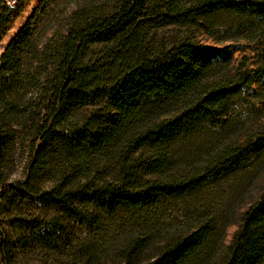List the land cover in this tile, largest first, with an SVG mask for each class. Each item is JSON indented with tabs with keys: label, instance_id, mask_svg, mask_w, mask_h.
Wrapping results in <instances>:
<instances>
[{
	"label": "trees",
	"instance_id": "trees-1",
	"mask_svg": "<svg viewBox=\"0 0 264 264\" xmlns=\"http://www.w3.org/2000/svg\"><path fill=\"white\" fill-rule=\"evenodd\" d=\"M20 1L9 4L0 0V38L17 18ZM116 1L110 13L72 24L53 46L56 53L52 64L45 63L38 71L36 98L43 120L37 130L38 144L32 148L30 173L47 166L48 151L54 145H60L67 155L83 163L82 182L65 187L62 182L56 183L42 196L67 217L88 225H93L101 213L112 215L125 208L139 210L157 197L184 194L211 175L212 170L206 167L201 171L192 169L184 178L154 177L164 173L169 147L179 136L194 124H222L224 117L220 114L232 94L253 76L264 75V0ZM221 10L253 21L251 30L259 38L258 63L248 72L223 77L208 72L217 58L224 57V47L187 40L173 42L165 50L144 46L147 32L155 25L192 22ZM30 20L0 55V81L3 78L4 87L16 80L18 45L28 43ZM90 43L101 45V50L88 52ZM261 88L264 89V78ZM145 95H157L158 107L172 106L170 114L153 116L151 111L158 107L144 112ZM101 100H106L104 112L95 109V102ZM79 106L91 109L82 118L73 119ZM12 109V103L5 101L0 119L3 112L10 113ZM1 146L0 135V151ZM263 146L264 133H257L243 144L224 148L207 164H236ZM109 149L114 152V170L99 174L93 160ZM1 183L0 172V208L11 191L3 189ZM141 234L136 232L128 239L121 253L128 258L136 254L145 245L146 235ZM212 234L209 222L200 223L163 244L156 258L147 264H197ZM83 246V264H99L93 248ZM0 264H13L12 246L1 229ZM215 264H264V189L242 213L239 228L224 249L220 263Z\"/></svg>",
	"mask_w": 264,
	"mask_h": 264
},
{
	"label": "rangeland",
	"instance_id": "rangeland-1",
	"mask_svg": "<svg viewBox=\"0 0 264 264\" xmlns=\"http://www.w3.org/2000/svg\"><path fill=\"white\" fill-rule=\"evenodd\" d=\"M116 2L21 0L17 18L0 38L1 55L31 19L28 43L18 45L20 63L16 80L9 87H4L3 78L0 81L1 98L4 99L0 101V111L5 101L12 103L14 108L10 113L3 112L0 119L1 184L3 189H11L8 199L1 203L0 229L12 246L13 264H83L84 244L93 248L99 264H147L156 258L163 244L204 222L211 224L213 234L197 264L220 263L224 249L240 226L242 213L264 189V146L258 153L248 154L236 164L227 163L221 167L207 164L224 148L243 144L257 133H264L262 74L253 76L232 94L229 105L220 114L224 117L222 124H194L169 147L164 173L154 177L174 175L184 178L192 169L201 171L210 167L212 170L211 175L202 178L190 191L157 197L139 210L125 208L112 215L101 213L93 225L67 217L42 196L44 190L56 183L62 182L65 187L82 182L85 165L67 155L60 145H54L49 148L47 166L30 173L32 148L38 144L35 141L37 130L43 120L36 98L38 71L45 63L52 64L56 53L53 46L72 24L110 13ZM252 26L250 19L221 10L214 15L199 16L192 22L155 25L147 32L144 46L165 50L173 42L187 40L224 47V57L217 58L208 72L222 77L245 73L258 63L259 38H255L257 33L251 30ZM87 47L91 53L102 48L96 43ZM39 64L41 68H38ZM159 99L157 95L143 96V111L157 108ZM171 107H158L151 113L155 117L168 116ZM105 108L106 100L95 102L96 110L104 112ZM90 109L79 106L72 118H82ZM113 157L114 152L109 149L93 160L99 174L114 170ZM92 209L96 210L95 207ZM136 232L146 235L145 245L128 258L121 250Z\"/></svg>",
	"mask_w": 264,
	"mask_h": 264
},
{
	"label": "built area",
	"instance_id": "built-area-1",
	"mask_svg": "<svg viewBox=\"0 0 264 264\" xmlns=\"http://www.w3.org/2000/svg\"><path fill=\"white\" fill-rule=\"evenodd\" d=\"M7 2H8L9 4H11V3L14 2V0H7Z\"/></svg>",
	"mask_w": 264,
	"mask_h": 264
}]
</instances>
